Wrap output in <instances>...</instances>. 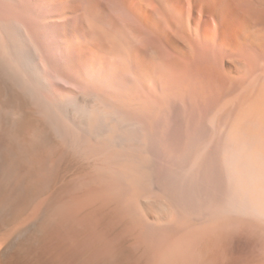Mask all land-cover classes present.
I'll list each match as a JSON object with an SVG mask.
<instances>
[{"label":"bare ground","instance_id":"1","mask_svg":"<svg viewBox=\"0 0 264 264\" xmlns=\"http://www.w3.org/2000/svg\"><path fill=\"white\" fill-rule=\"evenodd\" d=\"M173 1L0 0V264H264V0Z\"/></svg>","mask_w":264,"mask_h":264},{"label":"rangeland","instance_id":"2","mask_svg":"<svg viewBox=\"0 0 264 264\" xmlns=\"http://www.w3.org/2000/svg\"><path fill=\"white\" fill-rule=\"evenodd\" d=\"M173 1V0H172ZM175 3V1H173ZM173 2H171L173 4ZM177 2V1H176ZM170 3V4H171ZM186 1L184 0V13L185 15H188L190 10H188L189 6L186 5ZM176 4V3H175ZM215 83V84H214ZM220 83L218 82H212L210 83L209 85L207 84V87H206V90L203 91L202 93L205 92L203 96V100L204 102L207 104V103H210L211 101H213L215 99V97H217L218 93L221 91L223 92V86L222 84H220V86H218ZM217 85V86H216ZM205 87V86H204ZM208 87L210 88L211 87V92L209 91ZM215 87V88H214ZM218 87V88H217ZM207 91V92H206ZM210 92V93H209ZM220 92V93H221ZM215 93V94H214ZM210 95V96H209ZM214 98V99H213ZM152 143V144H151ZM146 148H147V152H149V155H151L152 157V160H153V165H154V172L156 171L155 173V177H157L156 175H158L157 177V180H158V184L160 186H164L165 187V183H164V180L165 179H162V176H163V169H164V166H163V162L164 160L163 159H171L173 158V155L171 153L167 154L166 152H164L163 150V146H162V141L161 139L157 136V134H154L153 132V135L152 137L150 138V141L147 142V145H146ZM151 148V149H150ZM161 161V162H160ZM168 172H169V169H168ZM172 174V175H171ZM161 176V177H160ZM171 176V177H170ZM174 174L169 172V177L170 179H174ZM161 178V179H160ZM162 180V181H161ZM113 181V180H112ZM175 181H176V184L178 185V187L180 188L179 189V193L181 194V197L182 199H187L190 204L193 206L194 205V202L197 203L200 202L202 203V196H201V193H198L199 191V188L197 187L198 186V183L200 182H194L192 183V186L190 187V182L188 179H179V178H176L175 177ZM160 182V183H159ZM178 182V183H177ZM185 183V184H184ZM186 183L188 185H186ZM197 183V185H196ZM182 184V185H181ZM201 185V184H200ZM187 188V189H186ZM193 188V190L191 189ZM195 189V190H194ZM211 189L213 190V186L211 187ZM191 191V192H189ZM213 192V191H212ZM211 192V194H212ZM191 193V194H190ZM189 195V196H188ZM198 195V196H197ZM213 197V196H212ZM197 198V199H196ZM202 198V199H201ZM115 204L116 201H114ZM191 205H187L188 207H191Z\"/></svg>","mask_w":264,"mask_h":264}]
</instances>
